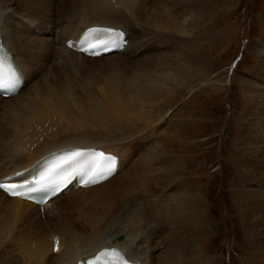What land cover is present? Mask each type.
Instances as JSON below:
<instances>
[{
    "label": "bare ground",
    "instance_id": "bare-ground-1",
    "mask_svg": "<svg viewBox=\"0 0 264 264\" xmlns=\"http://www.w3.org/2000/svg\"><path fill=\"white\" fill-rule=\"evenodd\" d=\"M184 1L185 0H86L81 11H77L75 13L73 10H71L68 11L64 17H56V13H54V11L58 8H56L57 4H52V1L51 4L55 8L53 12L50 11V7L47 8V5H51L49 4L50 2H46V0H0V35L3 44L12 54L15 63L20 67L24 76V85L18 90L16 94L9 97H2L0 95L1 105H10L11 102H16L29 82L33 80L36 72L35 64L40 66L48 65L45 62L42 63L41 60L46 61L48 59L49 62H54V64L57 65V60L65 57L66 59L71 58L76 62H82L83 68L95 67L97 64L99 67H101L102 64L98 62L105 59H120L121 55L126 54V52L132 47L131 45L133 42H137V44H133L134 46L131 50H129L130 52L128 54L136 53L137 51H141V55L145 54L143 52L148 50L146 39H144V36L146 37V35H144L145 32H153L152 35L158 34L156 36L165 34V36H163L166 37V43L168 45L166 46L167 48L165 47L166 49L162 53L159 52L151 56L146 54L140 59L144 63V66L140 70L138 69L140 72L138 71L139 73L134 76L135 78L133 82H139L141 75L153 76L154 80L148 82L147 88L144 87L140 82L136 84L137 86L132 83V85L130 84L127 89V95L122 98L113 86H109V90L106 91L107 95L102 93V88L100 87L101 90L99 93L102 96L100 94L99 95L104 101L101 99L97 101L98 103L96 104V110V106H92L91 104L94 102L93 100H95L96 97L92 99L91 96H84L85 98L81 99L82 101L84 100V102L80 103L81 100L78 101L75 99V97H73L72 87L66 91L63 89L46 88V92L41 90L40 87H33L32 91L30 92L33 95L25 98V100H21L19 103H16L15 106H9V110L12 114L15 112L17 113V110L19 108L21 110L22 107L27 108L32 106L36 110L34 113L30 114L27 113L29 109L26 110L27 112H25L27 114L24 112V119H16L14 120L15 122L11 121L7 123V125L5 124V126L3 123L4 133L1 135L2 137H0L4 140V144H0V178L7 176L17 170L27 168L35 161L51 153L52 151L70 147H78L83 149L97 148L108 154H111L116 159V169L115 173H113L108 179L97 185L87 188H77L72 192L70 191L71 195L66 198L62 205L64 207L66 204L71 206L69 208L78 207L79 204L83 203V201L80 200V197L84 194H87L91 199V206H88L87 209L81 207L82 209L76 210L78 222L77 225H75V230H64L61 228L59 230L57 229V231H52L49 223L47 221L45 222L46 218H43V214L41 217L40 214L37 215L42 208L45 211L56 201H59L61 196H63V193L48 201L45 206L40 207L33 202L19 197H8L2 190H0V243H2L0 246L6 245L8 253L6 254L7 257L4 260L2 259L3 257L1 258L0 256V264H16L15 260L11 258L13 254L12 247L15 244L13 245V243H10L12 239L11 237L13 236L9 232L15 229V224L18 221H27L24 227L21 226L20 228L22 229L19 233L21 236L23 233L32 229L42 234H39L40 237L34 244L36 245L39 254L44 259L46 264H78L79 261L85 262L89 256L94 255V253H96L102 247H116L132 261H140L142 264H155V261H153L154 258L156 259L155 256L158 255L159 257H163V254H165V251L157 252L159 245L162 244V242L158 243V246L154 242V238L158 235L156 225L157 222H166V217H169L173 222H166L168 226L172 227V229H170L169 232L166 231L165 235L162 237V239L166 240V238L169 239L171 235L175 234L173 230L176 227L178 221L182 220L181 224L185 226L188 225L189 221L191 220V216H188L189 212L186 210V208L192 207L193 203H195V200L197 203L196 206L199 205L201 208V196L196 197V199L195 197L193 198L190 196L185 206L179 204L181 202L177 203L179 208L182 206L181 209L176 208L178 209L177 214L174 213L175 210L172 211L171 209H168L169 207L166 209H163L164 207L159 209L155 203L157 201L155 200L154 203L156 205L154 204L153 206V202L150 205L148 204L149 207L151 206L150 210L146 209L147 206L143 208V205L145 206V204L149 203L150 199L153 198L152 195H149L151 190H147L151 189L148 187L149 178L153 177L156 172L166 173L168 170L173 171V169L171 170L167 163L163 162L162 154L158 153V147L161 142L154 140L151 142V144L146 146L148 141H144V139L146 140V136L144 135L141 137L139 136L134 141L136 142L134 145L138 146L135 147L131 145L130 149L127 148L129 150L128 153H125V147L122 145V141L130 140L133 135L131 131L129 132V130L126 129L127 133H129L127 136L129 139L123 140L126 139V137H122L119 134L126 131L121 128L122 124L116 120V117H114V115L123 116L127 113L130 114L129 111L132 113V110H136L139 114H142L144 113V108L146 106L144 103L145 99H148L150 96L171 93L173 90L178 88L179 85H183L184 88H188L190 87L189 81L195 75L200 77L202 69H194L192 66L187 65V63L185 65L181 64V66H174L175 58L173 59L172 57L174 52L172 53L170 44L174 42L175 36H177L176 34H188L190 27L193 25V23L197 22L198 17H201L202 19L205 17L207 11L204 10V6L208 0H193V2H195L197 5L192 7L194 10L192 12H183L179 10L175 11L177 10L176 8L179 6V4ZM213 1L215 2L216 0ZM72 5L73 7H77V4L72 3ZM200 7L201 9L199 12L196 11ZM44 11H48L50 14H47ZM60 13L61 11L59 12V15ZM49 20H51V22ZM93 25L113 26L116 29L121 30V32L124 34L123 36L126 35V38L128 39L127 45L120 52H114L94 58L87 57L81 53L68 49L65 46V42L68 39H76L85 29ZM135 29H137V31H134ZM162 30H165V32ZM35 32L38 34H35ZM134 32H137L138 35L134 36ZM153 37L155 38V36H152V38ZM201 37L202 34H200V38ZM134 38L135 40L131 42V40ZM154 38L152 40H155ZM188 38L187 41H189ZM163 43L164 42L162 41L161 44L164 46ZM149 44L152 43L150 42L148 45ZM156 46L157 45L152 48L155 49ZM250 46L253 48L252 51L254 54L258 57H261V59L257 64V70L255 71L256 76L251 73L252 76L248 75L246 81L250 82L252 80L255 82L256 80V84H254L255 88L257 89L256 93H263L258 95L263 96L259 98H264L263 42L261 45L255 43L254 45L250 44ZM187 54L185 55L187 56ZM186 56H184V59H182L185 60ZM30 60L35 66V72L33 70V66L30 64ZM142 62L141 65H143ZM203 65H205V61L201 59V66ZM60 70L62 71V69ZM173 71H175L177 74H179V72L181 73L180 75L183 78L181 82L176 81V78L174 77L175 75L172 73ZM38 73L40 74V72ZM203 83L205 85V82ZM161 85L166 87L160 89ZM104 89L106 90V88ZM166 89L168 90L167 92ZM138 103H140L141 106H138ZM113 104L114 106L116 105L124 107L122 109L123 112H119L120 108L114 112H110L113 109ZM253 104L254 103H252V105ZM250 106L251 105H249V107ZM259 106L258 104L257 107L254 106L253 112L261 120L264 117V112L262 109L263 104H260ZM2 111L4 110L2 109ZM97 111H99L100 114H105L104 112L107 111L110 115H107V118H109L107 121L99 118L95 124V129L105 130L104 134L102 135L96 133L91 134L88 132V128H86L88 126L83 124L85 122V117L87 120H90L87 116L89 115L91 118ZM0 114L2 116V112ZM149 114L151 117L150 112ZM27 115L29 116L27 117ZM134 115L132 114L133 117ZM144 115L146 117V113H144ZM15 116H17V114H15ZM22 117H24V115ZM258 118L255 119L258 120ZM61 120H64V122L67 124H63L64 126H61L59 124ZM260 120L255 123V127L253 128L254 131H251L250 134H248L247 126H245V124H243L244 127H241L240 133L238 135L239 144L237 145V150L244 154V156H242L244 174L243 176L237 174L235 177L233 191H236V193L239 194V196H237L239 198L238 208L241 210L244 219V231L246 232L248 241L251 243L252 247H254L256 254L259 256L262 254L264 257V124H261ZM245 123H248V121ZM155 129L156 128H153L151 132L153 139L157 137L155 136ZM0 132H2V130ZM51 132L53 133L51 134ZM62 132H64L65 135L59 136L58 138L50 137ZM44 135L50 138L44 139ZM42 136L43 138L41 139ZM147 137L149 140L150 136ZM40 140L43 142L40 143ZM122 148H124L123 151ZM137 149H141L139 161L136 159L131 162L130 160L132 154ZM159 156L161 157L163 164L158 169H154V166H151L152 168H149V174L148 172L145 174V169L143 168L141 161L148 159L151 162L156 163V161L159 160ZM171 186L173 185H170V187ZM65 196H63V198ZM132 197L134 200L130 199ZM146 199H149L148 202ZM142 200H144V202H142ZM130 201L133 203V206H130V204V207H128V203ZM152 206L155 208L153 209ZM154 210H157V215L153 213ZM164 215L167 216L165 217ZM183 225L181 227H183ZM26 227L28 228L26 229ZM18 230L19 229H17V231ZM119 236H122V239H120ZM25 237L27 238L28 236ZM170 240L172 239L170 238ZM18 243V248H20ZM168 245L169 244L165 245L163 249L168 247ZM188 249L189 246L185 248V253H187ZM13 251L15 252V250ZM182 254H184V252ZM182 254L179 250H176L174 253H172L171 258L168 257L169 259H164L165 261H162L161 259L160 261L162 262L160 264H174V262L175 264H185L183 262L184 260L181 259L183 258ZM197 256H199L198 253ZM171 260H174V262ZM181 260L183 263H180ZM23 261H20V263ZM254 261L255 260L252 259V262ZM256 263L264 264V260L260 259Z\"/></svg>",
    "mask_w": 264,
    "mask_h": 264
},
{
    "label": "rangeland",
    "instance_id": "rangeland-1",
    "mask_svg": "<svg viewBox=\"0 0 264 264\" xmlns=\"http://www.w3.org/2000/svg\"><path fill=\"white\" fill-rule=\"evenodd\" d=\"M48 1L51 6L47 5V8L50 7V11L53 12L55 8L52 4H57L56 8L58 9H55L54 11L56 17H64L68 11L73 10L75 13L81 11L86 0H46V2ZM72 3L77 4V7H73ZM195 5L197 4L193 2V0H185L179 4L175 11L192 12L194 11L192 7ZM200 9L201 7L196 11L199 12ZM204 10L207 11V14L203 19L201 17L197 18V22L193 23L189 29V35L185 33L176 34L177 36H175L174 40L175 43L173 42L170 44L172 53L174 52L172 54L173 59L175 58L174 66H181V64L185 65L187 63V65L192 66L194 69H202L200 77L195 75L189 81L190 87L188 88L179 85L178 88L171 93H163L145 99L144 103L146 106L144 108V113H146V117L144 113L139 114L136 110H132V113L129 111L130 114L127 113L123 116L114 115V117H116V120L122 124L121 128L126 131L119 134L122 137H126V139L123 140L129 139L127 137L129 135L127 130H129V132L131 131L133 135L130 140H121L123 142L122 145L125 147V150L122 148V151L124 150L125 153H128V149H130L131 145L135 147L138 146L134 145L136 143L134 141L139 136L141 137L144 135L146 136V140L144 139V141H148L146 146L151 144L154 140L161 142L158 147V153L162 154L163 162H166L171 170L173 169V171L168 170L166 173L156 172L153 177L149 178L148 187L151 189L147 190H151L149 195H152L154 199H150L151 203L149 201L145 206L143 205V208L147 206L146 209L150 210L151 206L149 207L148 204L150 205L153 202V206L156 203L159 209H162V207H164L163 209L169 207L168 209H171L172 211L175 210L174 213L177 214L178 209L176 208H179L177 203L181 202L179 204L185 206L190 196L193 198L195 197V199L196 197L201 196V208L199 205L196 206V200L192 207H188L189 209L186 208L189 212L188 216H191V220L187 226L181 224L182 220L178 221L173 230L175 234L171 235L169 239L166 238V240H164L162 237L165 235L166 231L169 232L170 229H172V227L168 226L166 223H173L171 219L166 217L167 215H164L167 221L157 222L158 235L154 238V242L156 245L162 242V244L159 245L157 252L165 251V254H163V257H159L155 254L156 259H153V261H155L154 263L160 264L162 261H165L164 259L171 258L174 251L179 250L181 254L184 252V254H182L183 258H181L182 256L180 258L184 260L183 262L185 264H257L256 262L260 259L264 260V257L262 254L260 256L256 254L254 247H252L251 243L248 241V237L244 231V219L241 210L238 208L239 198L237 196H239V194H237L236 191H233V184L235 183L234 179L237 174L242 176L244 174V165L242 162V156H244V154L237 150V145L239 144L238 135L241 127H244L243 124H245V126H247V132L250 134L251 131H254L253 128L255 127V123L260 120L253 112L254 106L257 107V104L258 106L263 104L262 109L264 112V98H259L263 96L258 95L263 93H256L257 89L254 85L256 84V80L255 82L252 80L250 82L246 81L248 75L252 76L253 74L256 76L255 71L257 70V64L261 59V57L254 54L252 51L253 48H251L250 44L254 45L257 43L261 45L263 42L264 46V0H216L215 2L213 0H208L204 6ZM60 11L61 13L59 15ZM44 12L47 14L49 13L48 11ZM49 21L51 22V20ZM134 31H137V29ZM162 31L165 32V30ZM152 33L145 32L144 34L146 35V37L144 36V39H146L148 50L146 49L147 51L143 52L145 53L142 54L143 56L140 54L141 51L128 54L130 52L129 50L137 44V42H133L134 45L132 44V47L126 52V54H122L120 59H105L98 62L102 64V66L100 65L101 67H99L98 64H95V67L83 68L82 62H76L71 58L66 59L63 57L57 60V65L54 64V62H49L48 59H45L47 62L41 60L42 63L45 62L48 65L40 66L35 64V72V66L30 60V64L33 66L35 72V79L33 78V80L29 82L30 85L28 84L23 90V93L18 98L19 100L17 99L16 102H11L10 105L0 104V109L2 108L4 110H0V113L2 112V116L0 114V131L2 130V132H0V137H2L1 135L4 133L3 123L5 126V124L7 125V123L16 119H24L25 114L34 113L36 110L32 106L27 108L22 107L21 110L19 108L17 113L15 112L14 114L9 110V106H15L16 103L33 95L30 93L33 87H40V89L45 92L46 88L63 89L66 91L72 87L73 97L78 101L84 99L86 96H91L92 99L96 97V99L93 100L94 102L91 103L92 106H96L98 103L97 101L100 99L104 101L101 97L102 95L99 93L101 88L102 93L107 95L106 91L109 90V86H113L122 98L127 95V89L132 83L137 86L136 84L140 82L147 88L148 82L154 80L153 76L141 75L139 82L136 81L138 78L137 76L135 80L136 82H133L135 78L134 76L139 73V70L144 66V63L140 59L146 54L151 56L159 52L162 53L167 48L166 46H168L166 43V37H164L165 34H163L164 36H156L158 34L152 35ZM35 34L38 33L35 32ZM200 34H202L203 38H200ZM137 35L138 33L134 32V36ZM151 35L155 36V38H153L157 41L152 40L153 38ZM187 38L189 41H187ZM134 40L135 38L132 39L131 42ZM161 40L164 42V46L161 44ZM150 42L152 44L148 45ZM155 45H157L156 48H152L155 47ZM185 54H187V56ZM184 56H186L185 60H183ZM201 59L205 61V65L203 66H201ZM140 61L143 65H141ZM60 69H62V71ZM38 72H40V74ZM172 73L175 75L174 77L176 78V81H182L183 78L180 75V72L179 74L175 73V71ZM203 82H205V85ZM165 87L166 86L161 85L160 89ZM104 88H106V90ZM167 91L168 90L166 89V92ZM82 102H84V100L80 101V103ZM252 103L254 104L252 105ZM137 105L141 106L140 103ZM249 105L252 107H249ZM123 108L124 107L122 106H114L113 104V109L110 112H114L118 109L120 112ZM28 109L30 112L26 111ZM96 109L97 106L95 107V110ZM107 111L104 112L105 114H100L99 111H97L91 118L88 115L87 117L91 122L85 117V122L83 124L88 126L86 127L88 128V132L91 134H104L105 130L95 129V124L99 118L105 121L109 119L107 118V115H110L108 113L109 111ZM148 111L151 113V117ZM15 114H17V116H15ZM132 114H135L134 117ZM23 115L24 117H22ZM28 116L29 115H27V117ZM255 118H258V120ZM247 121L248 123H245ZM260 121L261 124H264V117ZM59 124L64 126L63 124L67 123H65L64 120H61ZM153 128H156L155 136L157 137L155 139L151 136ZM52 133L53 132H51V134ZM62 135H65V133L62 132L50 137L58 138ZM147 136H150V141ZM50 137L44 135V139ZM42 138L43 136L41 139ZM0 139L1 144L4 140L2 138ZM42 142L43 141L40 140V143ZM134 153L132 154L131 162L136 159L139 161L141 149L135 150ZM162 160L159 156V160L156 161V163H153L148 159L141 161L143 168L145 169V174L147 172L149 174V168L151 166H154V169H158L163 164ZM170 185L173 186L170 187ZM73 190L70 191L72 192ZM70 191L64 193L63 196H66L64 198L61 196L59 201H56L50 208L48 207L45 211L44 209H41L37 214H40V217L43 214V218H46L45 222L47 221L49 223L52 231H57V229L59 230L61 228L64 230H75V225H77L78 222L76 210L82 208L87 209L88 206H91V199L87 194L80 197V200L83 201V203L79 204L76 208H69L71 206H68L67 204L65 207L62 206L66 198L71 195ZM130 199L134 200L133 197ZM144 200H142V202H144ZM148 200L149 199H146L147 202ZM154 200L157 202L154 203ZM129 205L133 206V203L130 201L128 207H130ZM182 206H180L179 209H181ZM154 208L155 207H153V209ZM156 211L154 210L153 213L157 215ZM26 222L18 221L15 224V229L9 232L13 236L11 237L12 239L10 243H13V245L15 244L12 247L15 252L12 250L13 254L11 258L15 260L16 264H46L34 244L42 234L34 229L23 233L22 236L19 234L22 230L20 229L21 226L24 227ZM182 225L183 227H181ZM27 228L28 227H26V229ZM17 229L19 230L17 231ZM24 235L28 237L26 238ZM170 238L172 240H170ZM17 243L20 248H18ZM1 244L2 243H0V245ZM26 244H29L30 246L28 245V247ZM167 244L169 245L164 248V250L163 247ZM186 245L189 246L187 253H185V248H187ZM0 247L5 249L3 250L0 248V254H2L0 256L1 258L3 257L2 259L4 260L7 257L6 254H8L7 247L6 245ZM197 253L199 256H197ZM161 259L162 261H160ZM252 259L255 261L252 262ZM182 260L180 263H183ZM20 261L23 262L20 263ZM171 261L174 262V260Z\"/></svg>",
    "mask_w": 264,
    "mask_h": 264
},
{
    "label": "snow or ice",
    "instance_id": "snow-or-ice-1",
    "mask_svg": "<svg viewBox=\"0 0 264 264\" xmlns=\"http://www.w3.org/2000/svg\"><path fill=\"white\" fill-rule=\"evenodd\" d=\"M92 32H103L108 35V39L102 41L105 50L108 49V45L112 44L120 46L123 43V33L116 32L113 29H90ZM93 48L97 47L96 44L92 45ZM19 84V79L16 76L15 69L6 64L5 59L0 56V89L5 91H13ZM86 153L80 150L73 151L60 159V162L56 165V169L63 167L64 165L73 164L77 162L81 157H85ZM87 161V179L84 181L87 183H96L99 179H106L108 175L115 171L116 160L115 157L107 155L103 152L91 151L88 154ZM55 169H50L45 173H41L39 179L34 181H26L23 184H6L0 183V189H4L6 192L14 196H27L30 192L38 191L47 186L45 181H48ZM30 184H35L36 187H30ZM58 250V249H57ZM86 264H129V262L119 253L118 250H105L99 253L94 259L89 260Z\"/></svg>",
    "mask_w": 264,
    "mask_h": 264
}]
</instances>
